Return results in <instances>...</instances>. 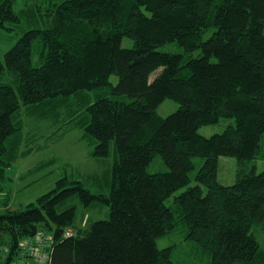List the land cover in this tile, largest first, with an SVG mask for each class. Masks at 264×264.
<instances>
[{"label": "trees", "instance_id": "16d2710c", "mask_svg": "<svg viewBox=\"0 0 264 264\" xmlns=\"http://www.w3.org/2000/svg\"><path fill=\"white\" fill-rule=\"evenodd\" d=\"M43 1L0 0V264L37 229L52 238L48 264H264V170L248 165L264 157V0ZM167 42L180 52L160 51ZM166 98L177 110L161 116ZM64 112L95 139L93 156L114 145L108 193L97 173L64 176L11 210L6 170L30 151L24 118ZM223 117L234 125L199 134ZM157 154L168 170L151 173ZM225 155L237 162L230 184L216 175ZM194 158L195 182L176 194ZM171 233L182 243L159 248Z\"/></svg>", "mask_w": 264, "mask_h": 264}, {"label": "rangeland", "instance_id": "374dc122", "mask_svg": "<svg viewBox=\"0 0 264 264\" xmlns=\"http://www.w3.org/2000/svg\"><path fill=\"white\" fill-rule=\"evenodd\" d=\"M28 1H31L38 5L39 8H43L46 4L43 0H14V7L16 9L26 7ZM47 19V18H46ZM20 29L15 31V36L20 34V30L26 28L23 21H20ZM209 33V32H208ZM205 34L204 38L208 35ZM122 46L129 47L133 44L130 38H122ZM160 51L167 52H180L181 48L174 42L163 43L159 46ZM201 51L199 49L191 53L192 56H197ZM34 63L39 60L36 51L34 53ZM159 69L154 70L149 76L150 80L153 79ZM118 80L116 75H110V82L115 84ZM89 99L94 100L99 94H106L104 90L89 91ZM111 97L117 99H123L128 101L126 95L115 96L110 94ZM178 102L172 99L166 98L157 106V112L161 116L172 113L177 110ZM67 112V111H66ZM66 112L59 120H45L40 119L37 116L25 117V132L30 134L22 148L30 149L26 156H22L17 159V162L13 164L6 172L11 175V182L4 188L9 194L7 206L10 209H22L29 202H34L36 198L44 193L46 190L52 188L58 178L68 176L72 179H81L83 175L90 173H97L99 177L102 176L103 192L108 193L107 187L109 181L108 173L112 169L113 162L115 160V147L113 144L110 146L108 155L106 156H93L91 151L94 149L95 139L90 135H84L83 126L77 123L78 117L69 119ZM33 116V115H32ZM83 121V120H81ZM233 118L223 117L217 122L208 125H201L197 130L199 134L204 136H210L214 132H220L224 130L227 125H234ZM219 167L217 170V179L222 184L233 183L236 178L237 162L232 156H221L218 160ZM195 168L191 171V181L178 189L175 193H180L185 186L192 185L194 181L193 174L201 165L200 158H194ZM249 166H254L257 172L264 170V157L251 159L248 161ZM147 170L151 173L157 171H166L168 167L165 166L161 155L157 154L147 165ZM7 188V189H6ZM95 191V190H93ZM4 193V192H3ZM2 194L0 195V212L5 209V205L2 202ZM170 196L169 199H171ZM172 200V199H171ZM90 210V214H94L95 218H103L106 213L96 214ZM180 233H171L161 236L156 240V245L159 248L177 243L181 244L178 236ZM259 241L262 247H264V228L259 233Z\"/></svg>", "mask_w": 264, "mask_h": 264}, {"label": "built area", "instance_id": "2783aa9c", "mask_svg": "<svg viewBox=\"0 0 264 264\" xmlns=\"http://www.w3.org/2000/svg\"><path fill=\"white\" fill-rule=\"evenodd\" d=\"M68 233V232H67ZM52 243L51 235L45 229H37L35 234L24 237L19 242L18 252L7 260V264H48V248ZM9 250L0 246V260L7 258Z\"/></svg>", "mask_w": 264, "mask_h": 264}, {"label": "bare ground", "instance_id": "6f19581e", "mask_svg": "<svg viewBox=\"0 0 264 264\" xmlns=\"http://www.w3.org/2000/svg\"><path fill=\"white\" fill-rule=\"evenodd\" d=\"M7 189V188H6Z\"/></svg>", "mask_w": 264, "mask_h": 264}]
</instances>
